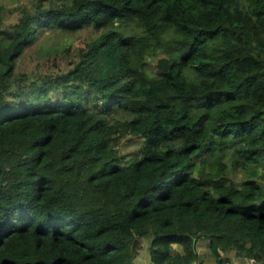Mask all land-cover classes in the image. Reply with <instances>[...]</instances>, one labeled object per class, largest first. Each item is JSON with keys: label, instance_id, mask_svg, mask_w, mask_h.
Returning <instances> with one entry per match:
<instances>
[{"label": "trees", "instance_id": "1", "mask_svg": "<svg viewBox=\"0 0 264 264\" xmlns=\"http://www.w3.org/2000/svg\"><path fill=\"white\" fill-rule=\"evenodd\" d=\"M29 4L0 6V264H132L145 240L149 264H264V0ZM86 27L74 66L11 92L41 30Z\"/></svg>", "mask_w": 264, "mask_h": 264}, {"label": "rangeland", "instance_id": "2", "mask_svg": "<svg viewBox=\"0 0 264 264\" xmlns=\"http://www.w3.org/2000/svg\"><path fill=\"white\" fill-rule=\"evenodd\" d=\"M25 3L30 5L31 0H1V14L5 25L17 21L20 12L16 10V7ZM115 27H119V24L116 23ZM100 34L101 31L93 27H86L75 32L54 28L41 30L35 43L16 60L11 92L15 93L20 89L28 92L35 86L44 84L47 79L60 76L76 64L80 50ZM160 58L163 56L151 57L149 61L155 66ZM83 89L90 92L86 85ZM140 146L141 142L129 135L116 148L129 159L134 156ZM208 157L209 153L204 149L197 159ZM230 176L237 182L242 180L240 173L233 172ZM259 182L264 186V179H260Z\"/></svg>", "mask_w": 264, "mask_h": 264}, {"label": "crops", "instance_id": "3", "mask_svg": "<svg viewBox=\"0 0 264 264\" xmlns=\"http://www.w3.org/2000/svg\"><path fill=\"white\" fill-rule=\"evenodd\" d=\"M172 248L175 250L173 255H176L177 252L181 253V247L180 245L173 244ZM223 259L228 260L229 262L226 264H256L252 260L237 256V251L232 249L228 250L226 254H224ZM151 262V257L149 254L148 249V241H144L142 244V247L140 249L139 254L135 257L132 264H149ZM169 264H184L181 259L179 258H172L169 262ZM193 264H218V261L215 259V257L209 252L206 251L205 259L202 263H199L197 260L193 262Z\"/></svg>", "mask_w": 264, "mask_h": 264}, {"label": "water", "instance_id": "4", "mask_svg": "<svg viewBox=\"0 0 264 264\" xmlns=\"http://www.w3.org/2000/svg\"><path fill=\"white\" fill-rule=\"evenodd\" d=\"M168 64H169V60L163 57L157 61V64L155 65V67H157L160 71L165 72L168 70Z\"/></svg>", "mask_w": 264, "mask_h": 264}, {"label": "built area", "instance_id": "5", "mask_svg": "<svg viewBox=\"0 0 264 264\" xmlns=\"http://www.w3.org/2000/svg\"><path fill=\"white\" fill-rule=\"evenodd\" d=\"M225 264V263H224Z\"/></svg>", "mask_w": 264, "mask_h": 264}]
</instances>
